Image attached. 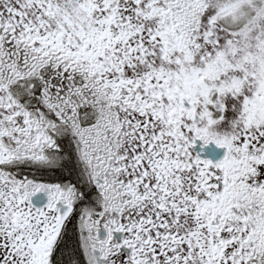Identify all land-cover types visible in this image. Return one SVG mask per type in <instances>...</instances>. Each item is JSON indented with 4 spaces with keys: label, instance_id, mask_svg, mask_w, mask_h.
I'll use <instances>...</instances> for the list:
<instances>
[{
    "label": "snow or ice",
    "instance_id": "obj_1",
    "mask_svg": "<svg viewBox=\"0 0 264 264\" xmlns=\"http://www.w3.org/2000/svg\"><path fill=\"white\" fill-rule=\"evenodd\" d=\"M0 264H264V0H0Z\"/></svg>",
    "mask_w": 264,
    "mask_h": 264
},
{
    "label": "water",
    "instance_id": "obj_2",
    "mask_svg": "<svg viewBox=\"0 0 264 264\" xmlns=\"http://www.w3.org/2000/svg\"><path fill=\"white\" fill-rule=\"evenodd\" d=\"M211 154V153H210Z\"/></svg>",
    "mask_w": 264,
    "mask_h": 264
}]
</instances>
